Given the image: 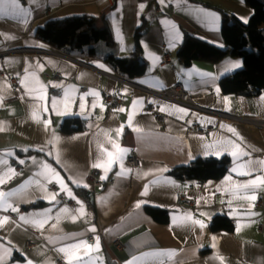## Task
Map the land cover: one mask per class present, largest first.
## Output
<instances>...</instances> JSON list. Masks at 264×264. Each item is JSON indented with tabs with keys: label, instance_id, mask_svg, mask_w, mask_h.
Segmentation results:
<instances>
[{
	"label": "crops",
	"instance_id": "crops-1",
	"mask_svg": "<svg viewBox=\"0 0 264 264\" xmlns=\"http://www.w3.org/2000/svg\"><path fill=\"white\" fill-rule=\"evenodd\" d=\"M20 5L23 12L0 15V178H7L0 192L14 191L6 200L18 209L0 210V264H77V256L81 264H127L133 257H142L138 264H264V185L248 191L255 199L245 198L243 190L235 194L237 185L264 177L260 164L249 165L256 169L250 176L239 174L249 160L264 161V127L241 120L264 117V93L243 97L221 91L219 80L240 70V59L183 67L176 58L185 35L224 49L220 10L244 23L253 10L243 0H20ZM83 15L106 18L112 46L100 41L59 50L34 37L35 28L46 21ZM140 27L141 57L147 64L142 76L121 77L102 59L84 53L93 47L100 55L129 56ZM164 55L170 63H162ZM236 63L240 67L233 68ZM26 76L35 89L31 95L21 86ZM176 84L198 107L226 117L134 87L157 92ZM110 94L118 99L115 109L105 100ZM34 110L39 122L32 118ZM70 117L83 120L85 129L61 132ZM113 142L127 152L122 166L113 163L105 172L107 153L117 152ZM232 144L249 155L234 160ZM131 156L139 161L136 167L127 163ZM197 158H226L228 171L203 182L168 174ZM43 165L59 174L74 198L54 176L45 178L51 174ZM122 167L131 171L122 173ZM92 171L98 187L88 179ZM77 188L88 195L92 208ZM149 210L165 214L167 222H158ZM43 213L47 222L42 228L20 219H40ZM218 216L229 220L232 231L210 229ZM81 243L92 247L58 251ZM167 251L175 255H143Z\"/></svg>",
	"mask_w": 264,
	"mask_h": 264
},
{
	"label": "trees",
	"instance_id": "trees-1",
	"mask_svg": "<svg viewBox=\"0 0 264 264\" xmlns=\"http://www.w3.org/2000/svg\"><path fill=\"white\" fill-rule=\"evenodd\" d=\"M244 4L253 10L248 22L244 23L236 17L220 10L222 15L221 37L225 44L219 49L208 43L199 41L191 35H185L179 46L176 58L183 66H189L193 61L218 63L228 57L242 60V68L219 80V86L224 94L243 97H254L264 93V0H243ZM101 23V26L100 24ZM141 27L134 35V51L125 57L100 55L93 47L84 53L105 61L110 68L121 77L132 79L146 73L147 64L141 57L140 49ZM34 37L56 49L66 47L91 46L104 42L112 46L114 41L110 26L105 17L73 16L46 21L35 28ZM85 123L78 117L66 118L60 131L65 134L82 131ZM229 161L226 158H197L188 165L175 167L168 174L175 179L188 182H203L218 180L228 171ZM75 192L93 207L88 195L77 188ZM160 223L167 222V216L157 211L149 210ZM210 229L213 231H232L233 226L226 217H216Z\"/></svg>",
	"mask_w": 264,
	"mask_h": 264
},
{
	"label": "snow or ice",
	"instance_id": "snow-or-ice-1",
	"mask_svg": "<svg viewBox=\"0 0 264 264\" xmlns=\"http://www.w3.org/2000/svg\"><path fill=\"white\" fill-rule=\"evenodd\" d=\"M161 3H163V0H161ZM141 7H143V6H141ZM21 12H23V9L21 8L20 0H0V15H15V14H18V13H21ZM6 38L7 39H14V37H10V36H8ZM232 67L233 68H238V67H240V65H239V63H236V64H233ZM27 80H28L27 76L23 80H21V86L24 87L25 89H27L29 91V95H31L32 92L35 91V89L30 88V85H29V83H27ZM91 94L92 95H97L95 92H92ZM34 98H36V99H44L42 96H36ZM2 100H3V95H0V103H2ZM52 103L55 104L56 101L53 100ZM135 103L136 102H134V104ZM83 106L84 105L81 104V107H83ZM177 111H182V110H177ZM32 118L33 119H37V122H39L35 110L32 113ZM131 119H132V117L129 116V120L130 121H131ZM134 130L137 131V132H141L142 131L139 128H136ZM116 131H117V134H119L120 130H116ZM229 131H232L235 134V130L234 129H229ZM105 135H107V133H105ZM237 138L239 139L238 136H237ZM55 139H58V138H55ZM228 143H231V142H228ZM231 146L233 148L232 155L234 156V160H240L241 157L249 155L247 152L243 151L239 147V145L232 144ZM113 147L117 149V152L116 153H113V152H108L107 153V157H108L107 165H108V167L105 168V172L110 170V167H111V165L113 163H119L122 166V164H123V155L127 152V149L120 148L114 142H113ZM205 147L209 148V147H213V146L206 145ZM9 155H10V153H9ZM252 164H260V165L264 166V161H251V160H249L247 162V164L240 166L244 170L239 172V174L240 175H249V176L252 175V172L256 170L254 168L249 167V165H252ZM102 166H103L102 164H93V167H102ZM43 167L47 170L48 173L51 174L50 176H47L45 178L48 179V180H51V177L54 176L55 179H56V182L59 184L61 190L62 191H66L70 198H74L72 196L71 191L67 189L66 185L64 184L63 179H61L59 174L56 173L55 170L50 168L48 165H43ZM11 171L12 170L9 169V172H11ZM128 171H131V170L123 169V167L121 168V172L122 173L123 172H128ZM233 171H236V169L234 168ZM38 175H42V174H38ZM104 178H105L104 176L101 177L102 180ZM6 179L7 178H0V184L5 183ZM229 179H230V177H229ZM73 183H75L77 186H80V182L78 180L73 179ZM260 185H264V177L257 176L255 179H252V180L248 181L247 183L237 185L236 186L237 192L235 194L236 195H241V190H243V195H244L245 198L255 199V196H248L247 193L250 190L254 191ZM84 186L87 187V185H84ZM21 187H23V186H21ZM145 194H146V192L142 193V195H145ZM13 195H15L14 191L13 192H0V210L7 211L9 208H11L12 211H17L18 212V209L13 207L6 200L7 197H11ZM56 195H59V193L51 195L50 202L55 200ZM77 203L79 204L80 202L77 201ZM139 206L140 205L138 204L137 207H139ZM62 211L64 213H67L69 210L65 208V209H62ZM79 211L81 213H83V205H81ZM39 216L41 217L40 219L26 220V218L24 216H21L20 219H21V221H24L26 223H31L34 226L42 228L44 226V224L47 222V213L39 214ZM188 219H191L190 215L188 216ZM193 223L194 224H198L201 228L205 227V225L202 222H200V221H193ZM55 227H56V225H53V228H55ZM91 231H95V229L93 228V229H91ZM81 247L91 248L92 246H88L86 244L81 243V244L72 245L70 249L61 248V249H58V251L62 252V253H68L70 251L77 250V249H79ZM95 250L99 251V240H98V238H97V242H96V245H95ZM143 255H155V256H161V257L167 256V257L171 258L172 256L175 255V253L172 252V251H167V252H157V253H149V254H143ZM75 259L77 261V264H81V258L79 256L75 257ZM141 259H142V257H133L132 260H129L127 262V264H138V262ZM0 262H2V257H0ZM27 264H32V262L28 261ZM69 264H71V261H69Z\"/></svg>",
	"mask_w": 264,
	"mask_h": 264
},
{
	"label": "built area",
	"instance_id": "built-area-1",
	"mask_svg": "<svg viewBox=\"0 0 264 264\" xmlns=\"http://www.w3.org/2000/svg\"><path fill=\"white\" fill-rule=\"evenodd\" d=\"M167 2H169L170 0H165ZM80 64L84 65V66H88L86 63L83 62H79ZM162 63L166 64V63H170V57L168 55H164L162 57ZM121 81H125V82H129L124 78H118ZM139 89H141L142 91L152 94V95H156L157 97L164 99L166 101H170L173 103H177L180 105H184L192 110H197L200 112H207V113H214V114H219L221 116L226 117V115L221 114V113H216L214 111H209L206 109H202L200 107H198L197 105L194 104V102L192 101V98L190 96V94L183 90L179 85H173L168 89L162 90V91H152L150 89L147 88H142L139 86H135ZM106 102L108 103V106L110 109H115L117 107L118 104V99L114 96V95H107L105 97ZM242 121L251 124L253 126H257V127H264V117H252V118H246V119H241ZM127 163L129 165H131L132 167H136L139 164V161L136 157L131 156L127 159ZM88 179L94 184V186L98 187L101 185V183L99 182L98 178H97V174L95 171L90 172ZM184 205H188L189 202L188 201H184L183 203ZM259 228L261 229L263 227L262 223H259ZM119 246L120 243H118Z\"/></svg>",
	"mask_w": 264,
	"mask_h": 264
}]
</instances>
